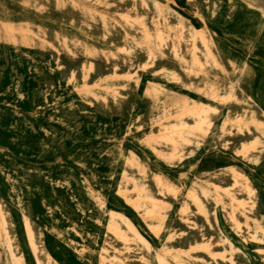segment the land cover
<instances>
[{"label": "rangeland", "instance_id": "rangeland-1", "mask_svg": "<svg viewBox=\"0 0 264 264\" xmlns=\"http://www.w3.org/2000/svg\"><path fill=\"white\" fill-rule=\"evenodd\" d=\"M6 1L33 32L0 29L3 264H264V120L230 95L264 84V0L181 1L222 35L208 69L145 1L150 37L124 0Z\"/></svg>", "mask_w": 264, "mask_h": 264}, {"label": "bare ground", "instance_id": "bare-ground-1", "mask_svg": "<svg viewBox=\"0 0 264 264\" xmlns=\"http://www.w3.org/2000/svg\"><path fill=\"white\" fill-rule=\"evenodd\" d=\"M70 1L75 3L77 0H70ZM95 1H99V0H95ZM140 1H145L156 10H161L162 8H164L165 15L167 16V18L171 20L172 23L184 29V31H186L190 35V37L198 39V41L205 50L207 59L203 60L200 59L198 56H193L192 62L194 64L198 65L203 69L210 68L212 64H215L216 66H222L224 64L223 58L220 55V49L222 46L220 47L216 43L217 41H219L218 39L222 38V35L220 33V30L217 28L218 26L216 27L213 23L208 21L205 13L197 15V17H193V15L190 14L185 9V7L180 5L182 0H176L175 2L168 0V2L166 3H162L159 0H140ZM6 4H7L6 0H0V29L1 28L5 29L11 33L17 30H20L24 34L32 33L33 29L31 22L29 20H24L23 14H15L13 12L15 11V9L13 7L6 6ZM121 17L128 25L142 32L144 35L148 37L152 35L150 32L144 29L141 17H138L137 15H134L131 12H127V11L121 12ZM13 18L18 19L20 22L18 23L15 22ZM254 20L258 21L260 20V17L255 12H252L250 13L249 22L250 21L252 22ZM243 34H245V32L241 30H238L237 33H233V35L235 36L237 35L239 36ZM153 36L160 44L163 42V39L160 35L154 34ZM263 37H264V32L261 33L260 38L262 39ZM174 52L175 54H178L179 51L177 49H174ZM53 55L54 54L52 53V56ZM182 60L185 59L182 58ZM245 78L246 76L242 69H240L237 76H235L234 78L233 77L230 78L231 86L234 90V92L230 95L234 98H240V97L244 98L251 107V112L254 115L255 120H264V84H262L261 82L251 83L248 82L247 79ZM244 150H247V148H244ZM256 155H257V159L261 160V158L264 155V144L261 145L260 148H258ZM234 179L235 182H237V179L236 178ZM0 211H1V206H0ZM183 211L186 212V208ZM29 231L31 232L30 228ZM151 246H153L152 242H151ZM204 248H207V246H204ZM194 249H196V247L194 245H191L190 250H194ZM4 258L5 257L0 253V264H3L5 262ZM55 261L58 262L57 259H55ZM12 263L34 264L32 260L24 256L23 257L14 256ZM159 263L169 264L168 260L164 256H159ZM37 264H44V261L37 259Z\"/></svg>", "mask_w": 264, "mask_h": 264}, {"label": "crops", "instance_id": "crops-1", "mask_svg": "<svg viewBox=\"0 0 264 264\" xmlns=\"http://www.w3.org/2000/svg\"><path fill=\"white\" fill-rule=\"evenodd\" d=\"M162 2V0H159ZM136 2H141L140 0H133L132 2H129L128 0H124L123 3L117 5L119 9H121V12L127 11V12H131L132 14H136L137 12H142V10H140V7L138 5V3ZM116 3L114 0H112V6H114V4ZM163 3V2H162ZM138 17L142 18V22L144 23V16L142 15H137Z\"/></svg>", "mask_w": 264, "mask_h": 264}]
</instances>
